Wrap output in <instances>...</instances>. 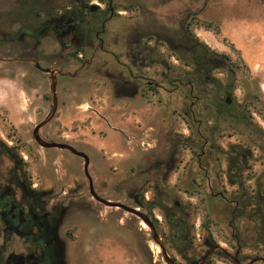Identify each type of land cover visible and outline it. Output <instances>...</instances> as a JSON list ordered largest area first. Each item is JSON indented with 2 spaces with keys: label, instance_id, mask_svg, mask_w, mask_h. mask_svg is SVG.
I'll return each instance as SVG.
<instances>
[{
  "label": "flooded vegetation",
  "instance_id": "flooded-vegetation-1",
  "mask_svg": "<svg viewBox=\"0 0 264 264\" xmlns=\"http://www.w3.org/2000/svg\"><path fill=\"white\" fill-rule=\"evenodd\" d=\"M221 55L196 44V0H0V81L8 77L9 65H16L22 95H27L28 89L34 97L32 131L55 104L52 118L37 130L40 144L31 131L32 137L22 141L20 148L27 149L25 144L31 142L37 151L66 152L84 165L81 157L66 149L41 146L69 145L88 156V172L92 154L104 161L97 153L103 149L87 140L91 125L96 139H106L111 132L117 146L124 149L149 146L148 141L156 135L149 182L166 180L176 168L178 153L196 149V136L189 143L178 130L180 123L185 125V104L188 112H195L196 69L204 68V78H209V62H222ZM150 103L159 106L154 116L146 111L151 109ZM166 110L170 115L164 114ZM76 114H80L75 119L80 120L79 133L71 127ZM15 150L7 145L0 130V264H80L69 246L72 233L68 225L74 216L86 215L88 203L101 204L90 194L84 170L87 187L81 186L77 193L68 192L64 184L72 182V176L66 163L44 154L42 161H36L38 172L40 167L59 164L64 173L57 175L53 169L52 175L45 178L41 170L32 177L25 168L27 161H23L27 157ZM203 155L204 149L196 156L198 162ZM46 181L51 185L46 186ZM135 189L130 198L135 205L132 208L154 219L142 201L144 188ZM174 205H178L176 201ZM168 220L173 228L165 235L155 220L153 224L174 264H196L211 249L204 264H215L218 255L223 258L216 264H237L234 259L238 264H247L252 260L247 259L238 239L225 244V255L208 237L201 245L191 240L190 226L183 217L177 219L172 213ZM139 225L145 229L142 222ZM149 236L145 243L153 241ZM232 236L236 238L235 233ZM139 249L148 264H159L153 259V246ZM157 253L161 264H169L161 250ZM135 254V249L130 250L126 260L136 261ZM256 263L262 262L252 264Z\"/></svg>",
  "mask_w": 264,
  "mask_h": 264
},
{
  "label": "rangeland",
  "instance_id": "rangeland-1",
  "mask_svg": "<svg viewBox=\"0 0 264 264\" xmlns=\"http://www.w3.org/2000/svg\"><path fill=\"white\" fill-rule=\"evenodd\" d=\"M190 4L192 7L191 1ZM197 20L211 23L219 33L215 34L212 30L198 26ZM196 40L197 45L203 43L209 50L227 56V59L219 56L222 62H209V78H204V68L199 67L196 70L195 112H188V104H185V125L180 123L178 127L189 143L196 136V149L178 153L176 168L166 180L149 182V170L154 165L155 152L152 146L156 135L152 141H148L149 146L145 144L134 150L124 149L117 146L111 132H108L109 137L106 139H96L97 133L89 125L87 140L95 143L98 149H103L97 153L104 160L100 162L96 154H92L93 164L89 167V174L93 177L94 189L101 198L126 206L135 207L130 198L135 193V188H144L143 204L156 219L162 235L173 228L168 220V216L173 213L177 219H185L190 226L191 240H195L197 245H201L202 240L208 237L227 250L225 244L234 243L238 239L244 246L247 259L264 258V250L258 243L255 226L245 219L234 218L231 222L232 206L226 201L234 188L229 185L225 153L234 150V145L238 151L241 138L233 134L228 117L223 118L224 122L218 132L212 130V120L217 108L226 97L231 100L232 113L240 112L241 106H244L250 112H255L252 114L254 120L264 129V121L256 114L260 111L264 117V0H196ZM3 81L0 130L2 137L7 138V145L16 147L15 153L21 157H27L23 161H27L25 168L28 174L35 177L44 170L42 175L48 178L53 169L57 170V175L64 173L59 164L54 167H40L38 172L36 161H42L45 154L49 159L66 163V169L72 176V182L64 184L66 191L77 193L81 186L87 187L81 159L66 152L41 149L37 151L31 142L25 144L27 149L20 148L22 141H29L32 137L34 119L31 113L34 97L27 88V95H22L21 83L16 76V65H9V75ZM222 88H227L230 92L226 95ZM163 100H166L165 97ZM149 108L151 109L146 111H150L152 116L158 113V104L150 103ZM176 111L174 109L173 113ZM164 114L170 115L169 110L164 111ZM79 116L80 114H76L72 117L71 127L74 132L80 125V120H75ZM154 123L155 121L153 125ZM141 140L146 142L145 138ZM203 149L204 155L198 162L196 156ZM253 155L257 160L250 169L243 171V178L252 177L247 181L252 187L257 181L263 186L264 164L259 153L254 151ZM49 185L51 183L46 181V186ZM220 195L224 198L219 197ZM175 201L178 204L177 210L173 208ZM87 205L86 215L74 216L68 225L72 233L69 246L75 251L77 262L148 264L141 255L139 246L150 244L153 246V259L159 260L158 263L161 264V255L157 253L160 252L159 247L153 241L145 243V240H150V230L146 225L145 229L142 228L136 216L95 202ZM233 233L236 238L232 236ZM117 242L122 246L120 249L115 246ZM134 249L137 260L129 262L126 257ZM189 255L192 257L193 252ZM218 256H215L213 263L216 264V261L223 258L222 255Z\"/></svg>",
  "mask_w": 264,
  "mask_h": 264
},
{
  "label": "trees",
  "instance_id": "trees-1",
  "mask_svg": "<svg viewBox=\"0 0 264 264\" xmlns=\"http://www.w3.org/2000/svg\"><path fill=\"white\" fill-rule=\"evenodd\" d=\"M197 25L212 30L215 34L219 33L218 29L213 28L211 23L197 20ZM200 44L204 45L203 43ZM220 57L227 59V56L224 55ZM222 89L226 95L230 92L227 88ZM250 105L254 106L253 103H250ZM241 107L240 112L232 113L230 110L231 104L227 105L225 100L222 99V103L217 108V113L212 120V130L218 132L220 125L224 122L223 118L228 117L233 134L239 135L241 138L238 143V151L235 150L234 145L232 146L234 150L225 153L227 155L229 185L234 188L229 193V198H226V201L232 206L231 216L233 218L245 219L255 226L258 232V243L264 250V185L262 186L257 181L256 185L252 187L247 183L252 177L243 178V171L250 169L253 162L257 160L254 158V151L259 153L262 164H264V129L254 120L252 114L255 112H250L244 106ZM256 114L264 121L260 111ZM219 197L224 198L223 196ZM173 208L176 209L174 203ZM154 220L156 221V219Z\"/></svg>",
  "mask_w": 264,
  "mask_h": 264
},
{
  "label": "water",
  "instance_id": "water-1",
  "mask_svg": "<svg viewBox=\"0 0 264 264\" xmlns=\"http://www.w3.org/2000/svg\"><path fill=\"white\" fill-rule=\"evenodd\" d=\"M50 79H51V82H52V86H51L52 97H53V101L55 103V78H54V76H52ZM225 103L227 105H229L231 103V100H230L229 97L225 98ZM54 111H55V104L53 106L52 111L46 117V119L40 125H38L36 128H34V130L32 131V136H33L34 140L38 144H40V142H39V137H38V134H37V130H38V128L40 126H42L43 124L47 123L52 118V116L54 114ZM41 146L44 147V148H54L55 147V148H60V149H66V150L70 151L72 154L81 157L84 160L83 170H84V174H85L86 178L88 179L89 191H90V194L93 196V198L96 201H98L99 203L103 204L104 206L111 207V208L122 209L125 212L136 216L140 220V222H142L144 225H146L149 228L152 240H153V242L155 244H157L159 246L160 250L163 253V256H164L165 260L169 264H174L172 262V260L167 257V255H166V253L164 251V248H163V246H162V244H161V242H160V240L158 238V234L156 232L154 224H153V222L150 219H148L144 214H142L136 208H132V207L126 206V205L121 204L119 202H113V201H110V200L103 199V198L99 197L95 193L94 188H93V183H92L91 177H90L89 172H88L89 158H88V156L85 153L79 152V151L75 150L73 147H71L69 145H64V144H55V143H53V144H41ZM215 249L219 250L221 253H223L225 255H228V253L222 247H220L219 245H216ZM212 250L213 249L209 250L208 253L205 256H203L200 260H198L196 262V264H204L205 261L207 260V258L209 257V255L211 254ZM234 260L238 264L237 260L236 259H234ZM255 262L264 263V258L256 257V258L252 259L247 264H252V263H255Z\"/></svg>",
  "mask_w": 264,
  "mask_h": 264
},
{
  "label": "crops",
  "instance_id": "crops-1",
  "mask_svg": "<svg viewBox=\"0 0 264 264\" xmlns=\"http://www.w3.org/2000/svg\"><path fill=\"white\" fill-rule=\"evenodd\" d=\"M4 86V81H0V98L2 97V87Z\"/></svg>",
  "mask_w": 264,
  "mask_h": 264
}]
</instances>
